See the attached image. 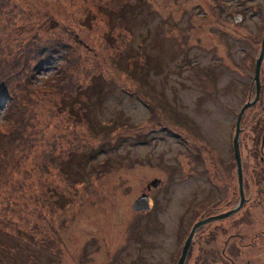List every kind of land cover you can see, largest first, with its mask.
Listing matches in <instances>:
<instances>
[{"label":"rangeland","instance_id":"obj_1","mask_svg":"<svg viewBox=\"0 0 264 264\" xmlns=\"http://www.w3.org/2000/svg\"><path fill=\"white\" fill-rule=\"evenodd\" d=\"M116 1L102 0L100 5L99 0H0V23L8 26L5 43L10 47L18 40L59 38L71 45L77 62L73 71L79 68L80 79H87L88 73L102 77L96 93L87 92L89 126L82 120L75 127L62 115L51 116L41 109L31 130L36 144L27 149L19 170L8 180L0 172V241L4 244L0 243V264H119L130 262L137 240L164 246L158 257L143 248L146 264H170V251L178 247L180 256L195 223L197 201L207 207V190L200 192L198 182L207 183L208 176L198 173L205 167L193 160L194 140L197 132L207 139V145L198 149L207 155L201 149L214 148L216 159L230 146L236 116L246 102L245 92L234 81L247 45L241 36L261 33L264 0L242 4L241 0H145L133 11L126 10L122 15L127 31L122 33H129L130 53L144 52L148 63L131 71L127 61L120 65L114 61L116 53L105 39L107 18L97 10V6L116 8ZM87 15L92 21H85ZM114 31L113 37L122 34ZM9 55L2 63L15 71ZM59 63L55 57L44 66L31 90L44 84ZM42 95L34 107L51 105L50 96ZM254 107L244 112L239 125V142L247 153L260 143L264 131L261 121L251 117ZM8 108L5 99L0 100V125ZM86 146H101V153L92 158L74 153L65 159L70 148ZM52 149L47 168L44 156ZM202 157L209 161V155ZM60 166L73 181L69 190L54 168ZM249 168L258 169L257 165ZM154 179L160 180L158 188L151 189L155 215L136 214L132 203ZM226 186L229 203L235 188L230 182ZM247 186V195L254 192L248 204L254 217L247 226L250 240L264 232V222L255 210V194L261 186ZM53 188L68 197L72 194L71 199L60 200V209L46 206ZM10 206L15 208L13 213L3 210ZM261 212L264 219V209ZM177 213L185 214L183 221L175 217ZM210 223L198 230L185 264H207L197 258V245L205 240H212L216 252L211 264H225L220 263L223 243L229 234L240 232L234 227L225 230L224 220ZM242 253L231 252L237 264H264V244Z\"/></svg>","mask_w":264,"mask_h":264},{"label":"trees","instance_id":"obj_2","mask_svg":"<svg viewBox=\"0 0 264 264\" xmlns=\"http://www.w3.org/2000/svg\"><path fill=\"white\" fill-rule=\"evenodd\" d=\"M145 0H117L116 8L106 9L101 6H97V10L103 13L107 18L108 32L105 38L110 40L111 48L115 51L114 61L117 64H122L123 61H127L130 64V71L134 69L141 70L144 66H148L147 56L144 52H141L139 56L132 55L130 49V39L128 37V32L123 34L122 31L126 30L125 21L123 19L122 13L126 10H134L138 5L143 3ZM102 0H99L101 5ZM85 21L89 20V16ZM10 24V23H9ZM90 22L87 23V27ZM0 100H4L8 104V109L5 110L0 125V172H2V177L9 176L8 180L14 171L19 170V165L25 158L27 151H29L33 145L36 144L33 135L34 131H31L34 127V123L38 121L39 115L42 113L41 109L48 110L47 112L51 116L62 115L66 121L72 122L75 127L80 126L82 120L86 121L85 112L87 105L89 104L90 97L87 92L90 90L92 93H96L97 87L101 86L102 77L99 75H94L92 73L87 74V79H80L76 69L73 71V66L77 62L73 59L71 45L65 44L62 39L54 38L51 40H46L41 42L38 40H30L28 42H22L18 40L13 42V46L10 47L9 43H5L7 28L5 22L0 23ZM117 29L118 33L113 37L114 29ZM16 39V37L14 38ZM77 38L74 37L73 44ZM118 42V43H117ZM15 55V53H17ZM9 55V62L15 67L14 70H10L7 64L2 63L3 58H7ZM57 57L60 63L54 67L53 72L45 78L44 84L40 85L38 88L31 90L34 86V80L37 79L40 72L43 70L44 66ZM139 57V58H138ZM78 60V58L76 57ZM128 60L130 62H128ZM135 64V66H134ZM138 64V65H137ZM128 72V71H126ZM89 75V76H88ZM130 72V78H131ZM33 81V82H32ZM51 91V94L49 92ZM48 94L50 96L48 103L51 105L47 108H40V106L34 107V103L37 99L41 98L42 94ZM166 128H162L164 132ZM116 132V131H114ZM170 134L172 137L177 138L176 134ZM112 137L116 134H111ZM102 139V138H101ZM29 149V150H27ZM52 149L45 158V164L47 168L51 167L50 162L53 158ZM83 154V156H88L92 158L95 155L101 153V146L94 148L86 146L85 149H74L70 148L66 157L72 154ZM57 169V173L61 175V180L65 182V187L69 190L73 186V181L66 177V174L61 171L62 167H54ZM46 170V168H44ZM50 191V197L52 199L48 201L47 205L52 204L53 208L60 209L59 202L64 199H71L72 194ZM76 197V193L73 192ZM48 197V196H47ZM46 197V198H47ZM45 202L43 203V205ZM83 205V203L81 202ZM8 209L9 212H14V206L3 208L4 211ZM2 215L5 216L3 213ZM0 243L4 245L1 241ZM0 244V245H1ZM49 244V243H48ZM38 247L37 244L34 245Z\"/></svg>","mask_w":264,"mask_h":264},{"label":"flooded vegetation","instance_id":"obj_3","mask_svg":"<svg viewBox=\"0 0 264 264\" xmlns=\"http://www.w3.org/2000/svg\"><path fill=\"white\" fill-rule=\"evenodd\" d=\"M242 2L243 0H241V4ZM262 34H263V28L261 33H258L257 35L249 34L248 36H241L243 38V42L247 45H245V50L242 51L241 57H239L238 59V64H237L238 68L236 69L238 73L236 77H238V79L235 77L234 81L236 86L239 85L240 87H242L243 94L245 92L246 95L245 103L252 102L254 100V98L256 97V87L258 86V95L256 97L257 99L255 103L251 106V107L255 106L254 108H256V110H254V112L251 113V117L258 118L261 121L260 122L261 125L264 126V52L262 54V59L259 65L258 80H257L258 84L257 81H255L254 79L256 60L259 58L261 52ZM227 54L230 55L229 53ZM244 88H247L246 91H244ZM177 136H178L177 139L181 141L182 139L179 137V135ZM195 141L197 143L195 146L197 150H195L193 154V160H196L201 164V166L205 167L204 171H198V173L199 174L206 173L208 176L207 183L198 182L199 184L198 187L201 188L199 190L200 192L207 190L204 191V197L208 198L207 207L206 208L200 207L199 204L201 203L197 201L198 196L196 199L193 197L198 203V207L196 208L197 211L196 213L197 217L195 218V223H196L197 221H201L209 217L217 216L232 210L234 207H236V205H238L240 197H239V184H238L236 159L234 156L232 142L230 143V146L228 145V148H226V152H224L223 155L217 157V159H216L217 152L214 148L207 146L206 148L201 149L202 151L206 152L207 155L210 156L209 161L206 163L205 158H203L202 156H207V155L202 154L198 148H202V146L207 145L208 140L199 137L197 132V137L194 140V143ZM245 148H246L245 145L241 146L240 142L238 143V154H239L241 174H242V191L245 201L241 206V208L239 209V211H237L236 213L230 215L225 219H222L227 223L225 230H229L234 227L238 229L240 232L235 235L229 234L228 235L229 238L225 240V242L223 243V248L220 252V257H221L220 259L222 262L220 263L224 262L225 264H237L231 252H235L238 255L239 254L243 255L242 251L247 250L248 247L264 244V232H262V230L259 233H256L254 236H252L250 240L247 234V226L249 220L254 221L253 214L250 208L248 207V204L252 202L251 198L253 196L252 193L254 192L252 191L250 196L247 195L248 183H251L252 188L255 189H258L261 186V190H259V192L257 190L255 194L257 196L255 203V210H259L261 221L264 222L261 212L264 209V198H263L264 197V131L261 134L260 143L257 144L255 148H253L252 146L250 150L248 149V153L246 152ZM220 164H223L224 166L220 167ZM250 165H255V166L257 165L258 169H250L249 168ZM227 182H230L231 184L234 185L235 188L234 194H236L233 195L234 200L231 199L229 203L228 200H225L226 195L228 194L227 186H226ZM151 189L152 188L146 190L145 192L142 191L138 195L139 197L142 193L147 194L149 209L147 211L135 212L136 214L144 215L150 213L151 216L155 215V213L153 212L155 210V207L153 206V200L151 198ZM222 206L224 207L222 208ZM175 217L178 218V220L183 221V219L185 218V214L177 213ZM232 219L235 220L233 222H230L232 221ZM150 220H152V223L155 224V226L161 227V225H158V223H154L152 217H150ZM178 224H181V222H179ZM210 224L211 223L204 224L196 230L192 238L189 250L187 252L184 264L186 263V259L188 257L189 251L193 246L194 239L198 230ZM177 229H179V227ZM242 229H244L243 231L245 232H242ZM146 243H152V242H146ZM146 243H144L143 240H137L133 247L134 253L129 255V258L131 259L130 262L123 260L120 261L119 264H129V263L146 264V261L144 260V256L141 254L143 248H147V251L153 253L156 257H158L157 252L164 248V246L162 245L149 246L151 244H146ZM210 243H212V240H205L199 246L197 245L198 262L206 261L207 264H211V262L214 260L216 252L213 248L214 246L212 244L210 245ZM209 246L210 248H208ZM109 252L107 251V253ZM168 257H169L168 261L170 262V264H172L174 260H176L177 257H179L178 247L170 251ZM245 262L247 263L248 261ZM104 263H106V261L102 262V264ZM147 264H151L150 261H147ZM238 264H243V263L241 262Z\"/></svg>","mask_w":264,"mask_h":264},{"label":"water","instance_id":"obj_4","mask_svg":"<svg viewBox=\"0 0 264 264\" xmlns=\"http://www.w3.org/2000/svg\"><path fill=\"white\" fill-rule=\"evenodd\" d=\"M264 52V26H263V34H262V42H261V52L259 55V58L256 60V65H255V74H254V79L255 81L258 80V72H259V65L262 59V54ZM258 84V81H257ZM258 95V86L256 87V97ZM254 98V100L252 102H247L245 103L239 110L237 117H236V121H235V130H234V135L232 138V145H233V150H234V156L236 159V167H237V174H238V184H239V203L238 205H236V207H234L232 210L222 213L220 215L217 216H213V217H209L207 219H204L202 221H198L195 224H193V226L191 227L185 241L184 244L182 246L181 252H180V256L176 262V264H184L187 252L189 250V247L191 245V241L192 238L196 232V230L207 223L213 222V221H218V220H222L225 219L227 217H229L230 215H233L234 213H236L237 211H239V209L241 208V206L244 203V196H243V191H242V174H241V166H240V160H239V154H238V143H239V135H240V120L242 115L244 114V112L251 107L257 98ZM160 184V180L158 179H154L151 182H149L146 185V190H149L150 188H157ZM149 209V202H148V196L146 193H142L133 203H132V210L134 212H139V211H147Z\"/></svg>","mask_w":264,"mask_h":264},{"label":"bare ground","instance_id":"obj_5","mask_svg":"<svg viewBox=\"0 0 264 264\" xmlns=\"http://www.w3.org/2000/svg\"><path fill=\"white\" fill-rule=\"evenodd\" d=\"M158 188V187H157ZM153 189H156V188H153Z\"/></svg>","mask_w":264,"mask_h":264}]
</instances>
